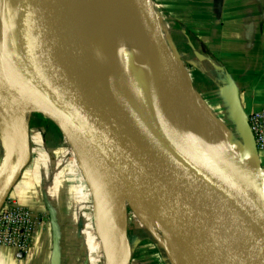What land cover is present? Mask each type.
Returning <instances> with one entry per match:
<instances>
[{
	"label": "water",
	"instance_id": "1",
	"mask_svg": "<svg viewBox=\"0 0 264 264\" xmlns=\"http://www.w3.org/2000/svg\"><path fill=\"white\" fill-rule=\"evenodd\" d=\"M132 1L134 15L143 14L146 6L156 9L193 103L212 117L219 148L236 161H243L245 154L264 179L245 115L240 113L251 142L246 149L229 137L202 104L159 6L154 0ZM68 7L69 0H19L12 28L19 34L24 50L4 54L9 76L0 77V83L66 115L70 124L89 135L97 150L155 207L228 264H264V184L258 185L236 168L212 161L207 147L196 149L170 138L103 72L101 77H94L88 68L94 67L92 47L80 33L78 23L68 19ZM152 94L172 119L203 137V131L159 92L152 90ZM34 113L53 121L63 133L58 121L45 111L33 110L29 115ZM26 125L28 138V121ZM28 161L29 139L25 166ZM25 166L2 191L0 210Z\"/></svg>",
	"mask_w": 264,
	"mask_h": 264
},
{
	"label": "bare ground",
	"instance_id": "2",
	"mask_svg": "<svg viewBox=\"0 0 264 264\" xmlns=\"http://www.w3.org/2000/svg\"><path fill=\"white\" fill-rule=\"evenodd\" d=\"M15 6V0H0L2 78L9 76L6 67L8 61L4 54L9 50H24L19 34L12 28ZM114 7L127 15L125 24L113 12ZM133 9L132 0H69L68 19L78 23L80 33L87 37L92 47L94 67L88 68L94 72V77H101L103 72L170 138L181 140L196 149L207 147L211 151L212 161L236 168L258 185L264 184L257 165L249 157L242 154L243 161H236L219 148L218 132L212 117L193 103L187 79L177 68L178 58L171 49L167 51L164 48L160 20L151 7L146 6L143 14L135 15ZM152 90L159 92L180 113L187 116L203 131V137L194 129L172 119L152 94ZM33 110L45 111L58 121L77 156L84 178L92 186L96 232L104 246L106 264H128L130 260L131 250L126 237L127 205L149 231L153 234L156 230L160 231L159 239L173 264H228L155 207L97 150L89 135L70 124L66 115L40 99L12 90L1 83L0 203L4 196L2 191L27 162L26 122ZM12 157H15L14 161Z\"/></svg>",
	"mask_w": 264,
	"mask_h": 264
},
{
	"label": "crops",
	"instance_id": "3",
	"mask_svg": "<svg viewBox=\"0 0 264 264\" xmlns=\"http://www.w3.org/2000/svg\"><path fill=\"white\" fill-rule=\"evenodd\" d=\"M154 1L202 104L211 114L222 112L217 120L235 134L231 125L237 117L243 141L251 144L240 113L248 120L264 109V0ZM160 25L170 51L161 20ZM28 139L29 161L7 199L30 208L39 224L29 252L0 247V264H98V243L104 262L103 243L91 231L96 232L94 218L83 211L81 184L60 161L67 158L61 143H48L39 129L29 131ZM257 157L264 175V152ZM93 211L92 203V216ZM130 243L129 264H163L151 241Z\"/></svg>",
	"mask_w": 264,
	"mask_h": 264
},
{
	"label": "rangeland",
	"instance_id": "4",
	"mask_svg": "<svg viewBox=\"0 0 264 264\" xmlns=\"http://www.w3.org/2000/svg\"><path fill=\"white\" fill-rule=\"evenodd\" d=\"M15 3H16V6H15V11L12 15V22L14 20H16V14H17V8H18V3H19V0H15ZM116 13L119 15L120 18H122V20L124 19V22L123 24L126 23V19L127 17L125 16V12L118 9V10H115L113 9V12ZM165 20V19H164ZM166 22V21H165ZM168 27V26H167ZM168 30H169V27H168ZM170 32V31H169ZM175 41L177 42L178 40V37L175 35L174 37ZM214 113L215 114H212L216 119H218L219 117H223L224 116L222 115L223 113L221 112H218L217 110L214 109ZM235 117V116H234ZM236 120L235 122L233 123V125H231V127L233 128V130L236 131V134L231 130L229 132V130H226L227 134L229 135V137H233V141L238 145L240 144L239 146H241V148H244L246 149V145L245 142L243 141V138H242V134H240V124L238 123L237 121V117H235ZM221 121V120H220ZM222 125V124H221ZM237 128V129H236ZM230 137V138H231ZM28 139V138H27ZM232 139V138H231ZM239 140V141H238ZM53 143V142H52ZM61 145L59 146V148L63 149V154H65L67 156V158L65 159V161L63 160H60L63 164H64V167L67 169V167L69 168L70 171L74 172L75 174H72L71 176H75L78 178V181L79 183L81 184V188L83 189V197H85L83 203H82V207H83V211L88 213V217H92L94 218L93 221H94V224H95V227H96V218H95V210L93 211L94 212V215L92 216V203H93V208H94V205H95V195L93 193V190L91 189L92 186H90L89 182L84 178L81 170H80V167H79V161H77V156L75 155V153L73 152L70 144L68 143V141L65 139V141L63 142H60ZM52 146H55V144H51ZM33 157V156H32ZM34 157H36V155L34 154ZM62 158V157H61ZM61 162H59L60 164H62ZM68 170V171H69ZM128 206V205H127ZM129 208V207H128ZM135 213L133 212V210H129L128 211V219H127V226L129 228V231H128V237H129V242H130V239L131 241L137 239L138 241L140 242H144L146 240L148 241H151L152 244L155 246V250L160 253V258H161V261L163 264H173L171 262V260L169 259V257H167V253H166V250H165V247L163 245V243H161L160 239H159V236H161V233L158 231H155L154 234H152L146 227L145 225H143L142 223H140L137 218L135 217L134 215ZM91 215V216H90ZM93 226V225H92ZM89 227H91V225L89 224ZM91 231L93 232L94 234V237L97 238L96 236V232H95V228L91 229ZM97 245H99L97 247V258H98V264H102L103 262V257H102V252H101V248H100V244L98 243ZM130 246H131V249H132V245L130 243ZM95 257V256H94ZM171 262V263H170Z\"/></svg>",
	"mask_w": 264,
	"mask_h": 264
},
{
	"label": "built area",
	"instance_id": "5",
	"mask_svg": "<svg viewBox=\"0 0 264 264\" xmlns=\"http://www.w3.org/2000/svg\"><path fill=\"white\" fill-rule=\"evenodd\" d=\"M257 150L264 152V109L248 118ZM39 218L27 206L7 199L0 210V247L26 254L31 249Z\"/></svg>",
	"mask_w": 264,
	"mask_h": 264
},
{
	"label": "trees",
	"instance_id": "6",
	"mask_svg": "<svg viewBox=\"0 0 264 264\" xmlns=\"http://www.w3.org/2000/svg\"><path fill=\"white\" fill-rule=\"evenodd\" d=\"M28 121V128L29 131L33 129H39L44 132L45 139L48 143L52 142H63L65 141V137L63 136V133L59 129V127L50 119L46 118L45 116L41 114H31L27 117ZM130 208H127V215ZM128 228V227H127ZM129 228L127 229V238L129 240L128 235Z\"/></svg>",
	"mask_w": 264,
	"mask_h": 264
}]
</instances>
